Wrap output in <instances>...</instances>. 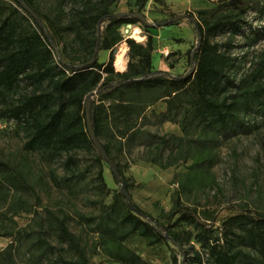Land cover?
<instances>
[{
    "label": "trees",
    "instance_id": "16d2710c",
    "mask_svg": "<svg viewBox=\"0 0 264 264\" xmlns=\"http://www.w3.org/2000/svg\"><path fill=\"white\" fill-rule=\"evenodd\" d=\"M24 1L45 29L18 0H0V122H15L16 131L25 138L22 148L26 153L43 156L48 162L62 160L67 172L63 183L71 187L79 178L78 154L92 152L99 165L95 189L99 194L109 193L102 171L105 161L89 134L84 103L87 95L97 92L99 101L93 103L90 112L93 130L116 164L128 192L130 186L117 155L131 149L141 136L147 147L145 159L162 169L191 159L188 170L177 180L167 223L133 202L145 215L134 213L120 191L102 206L97 217L78 213L98 234L96 246L114 262L149 264L124 241L137 234L155 245L168 243V235L183 248L179 234L171 229V220L177 216L173 224L192 225L197 231L195 240L207 255L203 260L196 251L192 264H264V213L231 215L223 221L218 236L197 218L196 208L186 204L202 183L211 180L220 136L245 127L244 118L252 111L264 112V58L253 73L239 82L233 74V41L246 25L247 8L237 11L235 2L221 0L215 8L188 11L187 19L195 34L199 31L200 43L193 58L196 45L186 51L191 72L172 75L153 68L151 32H147L145 43L120 33L122 25L140 23L148 30L156 27L130 16L104 18L115 13L111 7L119 0H55L48 11L41 8L38 0ZM147 1L140 0L139 9ZM175 16L170 13L167 20ZM222 31L227 33L225 42L216 41ZM122 40L128 46L129 61L127 68L119 72L113 66V47ZM97 43L98 53L109 51L107 60L99 62L97 53L91 65L77 68L91 59ZM167 65L174 67V63ZM161 100L166 104L165 111L151 115L160 123L177 124L181 136L143 130L140 121L148 119L147 109ZM10 190L34 192L26 172L0 156V192L8 194ZM53 218L58 240L77 256L76 261L65 263L88 264L78 236L63 218ZM41 242L47 250L52 248L46 240ZM12 247L11 242L0 253V264L13 260ZM172 264H179L178 259L174 258Z\"/></svg>",
    "mask_w": 264,
    "mask_h": 264
},
{
    "label": "rangeland",
    "instance_id": "374dc122",
    "mask_svg": "<svg viewBox=\"0 0 264 264\" xmlns=\"http://www.w3.org/2000/svg\"><path fill=\"white\" fill-rule=\"evenodd\" d=\"M38 1L44 11L51 10L56 2ZM164 1L148 0L139 9L140 0H119L111 10L115 13H141L148 22L155 23L167 20L170 13L177 16L200 8H215L221 0ZM230 1L235 2L237 11L247 8L244 14L246 25L235 37L232 48L236 58L233 74L236 82H239L253 73L264 58V0ZM19 11L24 14L22 9L19 8ZM135 27L144 36L141 43H145L147 32L154 36L152 64L155 70L167 71L172 75L191 72L186 51L193 48L197 41L188 19H182L175 25L154 26L156 28L149 30L140 23L122 25L120 33L124 38H133L131 33ZM226 35L222 31L215 40L225 42ZM124 44L122 40L113 47L114 61ZM108 55L109 51H100L99 62L106 61ZM128 61L127 55L126 68ZM168 63H174V67L169 68ZM98 101L99 97L95 95L92 105ZM165 109L166 104L162 100L149 107L146 111L148 119L140 121L143 130L159 135L181 136L177 124L169 121L160 123L157 117L151 115V112L158 114ZM244 121L245 127L220 136L211 168V180L202 183L195 190V196H191L186 203L196 208L197 218L218 236L223 221L229 216L242 212L264 213V112L252 111ZM24 140L23 133L16 131L15 122H0V156L20 166L34 189L33 193L15 190H10L8 194L0 192V253L12 242L13 260L9 264H66L67 261H76L77 256L58 240L53 218L57 216L63 218L70 231L78 236L88 264H120L112 261L96 246L98 234L92 231V224L88 225L78 215L97 217L102 206L111 202L113 194L120 191L121 184L115 182L110 166L102 163L103 176L110 192L99 194L95 189L99 165L94 153L82 151L78 154V181L67 187L63 183V177L67 174L63 161L48 162L43 156L26 153L22 148ZM146 153L145 137L141 136L131 149H125L124 154H118L117 158L130 186L133 202L153 218L167 223L168 213L173 207L172 195L178 188L177 180L180 174L188 170L191 159L180 160L162 169L147 161ZM176 218L171 220V229L183 241L186 252L184 260L179 249L171 242L149 245L145 238L134 234L124 241V245L149 264H172L174 258L178 259L179 264H192L196 251L205 260L207 255L195 240L197 231L185 222L173 224ZM42 239L52 248L47 250Z\"/></svg>",
    "mask_w": 264,
    "mask_h": 264
},
{
    "label": "water",
    "instance_id": "95a60500",
    "mask_svg": "<svg viewBox=\"0 0 264 264\" xmlns=\"http://www.w3.org/2000/svg\"><path fill=\"white\" fill-rule=\"evenodd\" d=\"M20 2V4L23 6V8L25 10H27L31 15L34 16V18L36 19V21L40 24V26L45 29V26L44 24L42 23V21L40 20V18L33 12V10L25 3L24 0H18ZM124 16H130L132 18H135V19H138L140 20L142 23L144 24H147L149 26H159V25H167L169 23H174V22H178L182 19H187V14H180V15H177L169 20H164V21H158V22H155V23H151V22H148L145 18V16L141 13H114V14H109V15H106L104 16L105 19H110V18H117V17H124ZM47 34V33H46ZM197 35V42H196V46H195V49L192 51V54H191V58H193L194 56V53L196 51V49L198 48L199 46V43H200V33L199 31H197L196 33ZM97 53H98V43L95 47V50L93 52V55L91 57V59L88 61V62H84V63H81L79 65H77L76 67L77 68H82V67H85V66H88V65H91L95 60H96V56H97ZM143 79V78H141ZM131 81H136V80H131ZM97 95V92H93L89 95H87L85 97V110H86V118H87V124H88V130H89V134L91 136V139L93 141V143L95 144L96 146V149L98 150L99 154L101 155L102 159L110 166L111 170H112V173L113 175L115 176V178L120 182L121 186H120V192L121 194L125 197L126 199V202L129 206V208L134 212L136 213L137 215H140V216H144L145 214L139 209V208H136L135 205L133 204V201H132V198L127 190V187H126V184H125V181L122 179V177L120 176L119 174V171L117 169V166L116 164L113 162V160L107 155V153L105 152L104 148L102 147V145L98 142V140L96 139V136H95V133H94V130H93V126H92V123H91V119H90V112H91V107H92V102L94 100V96ZM165 238L171 242L173 245H175L179 250L180 252L183 254V260H184V250L183 248L181 247V245L179 243H177V241L168 236V235H165ZM182 260V262H183ZM182 264V263H181Z\"/></svg>",
    "mask_w": 264,
    "mask_h": 264
},
{
    "label": "bare ground",
    "instance_id": "6f19581e",
    "mask_svg": "<svg viewBox=\"0 0 264 264\" xmlns=\"http://www.w3.org/2000/svg\"><path fill=\"white\" fill-rule=\"evenodd\" d=\"M131 36L138 42H142L144 40V36L141 35L140 29L138 27H135L133 29ZM127 52H128V46L124 44L116 53V59L114 61L115 62L114 64L117 71L123 72L126 69Z\"/></svg>",
    "mask_w": 264,
    "mask_h": 264
}]
</instances>
